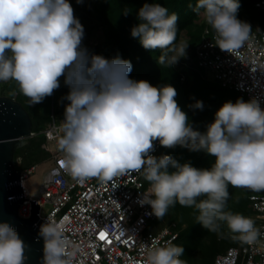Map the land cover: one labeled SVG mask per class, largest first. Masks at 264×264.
<instances>
[{"label":"clouds","instance_id":"9594fccd","mask_svg":"<svg viewBox=\"0 0 264 264\" xmlns=\"http://www.w3.org/2000/svg\"><path fill=\"white\" fill-rule=\"evenodd\" d=\"M239 4L240 0H196L190 7L197 13L203 9L215 30V44L233 52L253 36L250 22L236 15ZM137 16L139 23L131 27V35L146 49L159 48L160 64H174L186 55L188 43L175 42L176 12L155 0H144ZM83 35L84 26L70 0H0V80H16L31 103L59 87L61 75L69 85L66 99L70 102L65 105L57 140L63 153L61 167L74 178L101 181L138 171L149 182L139 203L151 205L158 218L179 202L194 205L199 210L197 221L220 235H224L221 222L235 234L233 239L242 242L252 243L264 234L253 217L225 210L230 184L264 190L260 102L255 97L226 100L206 130L200 131L188 122L173 85L156 86L130 77L129 59L90 54L81 45ZM189 106L202 109L204 104L196 99ZM157 138L168 147L203 149L215 160L211 167H196L170 154H149ZM66 221L67 217L47 218L40 225L42 264H73L75 247L68 249ZM24 249L14 226L0 221V264H24ZM183 252V245L165 242L150 248L143 264H188L181 259Z\"/></svg>","mask_w":264,"mask_h":264},{"label":"built area","instance_id":"2783aa9c","mask_svg":"<svg viewBox=\"0 0 264 264\" xmlns=\"http://www.w3.org/2000/svg\"><path fill=\"white\" fill-rule=\"evenodd\" d=\"M256 5L264 10V0H258ZM252 32L249 41L230 52L215 44V30L206 26L196 46L197 58L191 62L212 69L222 85L239 91L246 101L255 97L264 108V28H253ZM51 116L42 131L53 165L45 172L37 194H31L26 185L35 165L21 170L27 198L19 204V214L31 216L32 199L40 204L38 215L45 222L47 218L59 221L67 217L64 235L69 251L75 247L73 264H143L150 248L165 242L177 244V222L158 218L151 205L139 203L138 198L149 184L140 172L101 181L97 177L74 178L61 167L63 153L57 143L60 122ZM35 134L33 130L31 135ZM153 143L149 154L159 157L164 145L159 138ZM249 200L252 211L247 216L253 217L264 233V190L251 193ZM44 203L49 204L45 214ZM100 232L106 233L105 238ZM213 264H264V234L252 243L230 245L216 254Z\"/></svg>","mask_w":264,"mask_h":264},{"label":"trees","instance_id":"16d2710c","mask_svg":"<svg viewBox=\"0 0 264 264\" xmlns=\"http://www.w3.org/2000/svg\"><path fill=\"white\" fill-rule=\"evenodd\" d=\"M257 1L258 0H240L239 8L236 13L237 17L241 20L250 22L252 29L264 28V10L256 5ZM148 2L151 3L153 0H148ZM155 2L166 6L169 12L174 11L177 13V35L175 42H179L181 33L186 30L190 35V42L192 45L190 55L191 58H193V56L196 55V46L202 39L205 27H212L206 20L198 22L200 12H194L192 7H190V4L194 5L196 0H155ZM143 3L144 0H103L102 9L105 12L104 19L108 24V28H106L108 40L102 43L98 48L89 47L90 54H102L108 58L119 55L131 61L132 68L128 73L130 77L137 80L146 79L156 86L164 84L173 85L176 89L175 99L181 109L186 112L188 122L193 128L205 131L207 124L214 120V114L218 109V106L216 107L214 103L219 102L220 105H222L226 100L235 102L237 97H240L241 93L234 88L222 85L216 79L212 82L207 81L208 79L206 76H203V68L197 67L192 62H181V60H179L178 63L181 62V65H178L177 62L171 65L160 64L157 59L160 54V49H146L142 46L138 37L131 35V27L139 23L137 12ZM125 9L129 10L127 15L123 13ZM200 11H203V9ZM204 95L208 97L209 105L203 106L202 109L189 106L196 99H200ZM241 96L245 100V96ZM188 97H192L190 103L187 102ZM18 101L21 102L20 99H18ZM23 105L27 109L26 105ZM27 110L33 120V130L37 131L40 139L35 141L32 137L28 146L26 144L17 150V156L24 155L23 166L18 165L20 170L35 165L36 163L34 162L38 161L37 154H42L41 146L45 138L42 130L46 128L52 117L49 115L48 122H46L44 117H42L36 109ZM165 153L170 154L180 162L188 161L196 167H211L215 160L214 155L207 153L203 149L189 150L187 147H183L179 144L171 147L163 146L160 155ZM169 170H173L171 166H169ZM253 192L255 191L248 190L247 198H249V195ZM200 198L201 197H198L197 199ZM198 211L199 210L196 209L194 205L187 206L177 202L170 206L168 212L162 217L177 222L180 231L177 244L183 245L184 252L181 254V259H188L186 260L188 264H193L188 254H190L195 246L201 243L205 235L211 232L205 228L201 222L197 221ZM247 215L248 213L246 216ZM223 233L224 241L227 242L228 245L227 247L243 243L242 241L240 242L239 239H233V235L235 234H232L229 229L224 230ZM212 244H214V249H211V251L214 254H212V261L209 264L214 263L216 254L220 252L219 246L216 247V240H214Z\"/></svg>","mask_w":264,"mask_h":264},{"label":"rangeland","instance_id":"374dc122","mask_svg":"<svg viewBox=\"0 0 264 264\" xmlns=\"http://www.w3.org/2000/svg\"><path fill=\"white\" fill-rule=\"evenodd\" d=\"M102 2L103 0H80V2H78V0H70V3L73 7L74 15L79 18L80 22L84 26V35L82 37L81 45L83 47H86L89 53V49L91 47L98 48L102 43L108 40V36L106 33V28H108V24L104 19L105 12L102 9ZM202 20L206 19L204 17L203 11H200L198 22H202ZM180 40H184L186 43H188V46L186 48V55L181 56L177 60V64L181 65L180 63L182 61H195L197 55L191 58L190 54L192 51V45L190 42V35L189 33H187L186 30L181 33ZM179 60H181V62L178 63ZM203 74V76H206V78L208 79L207 81H214L215 78L212 69L203 68ZM58 79L60 80L59 87L55 88L50 95H46L41 101L33 104L30 102V98L20 91L18 82L14 79L0 80V95H7L13 97L16 100L20 99L21 102L26 105L27 109H36V111H38V113H40V115L44 117L46 122H48L49 115H54L58 122H60L65 118V105L70 102L66 99V94L69 92L70 88L69 85L64 82L63 75H61ZM13 91L15 92V94L9 95V93ZM240 97L243 98L241 95ZM191 100L192 97L187 98V102L190 103ZM200 100L203 101L204 106L209 105V100L207 96H202ZM214 104L216 107L218 106V108L221 106L219 102ZM32 137L35 141H38L40 139V136L38 134H29L28 136H26V139L28 140L27 146L29 145L30 139H32ZM41 149L42 154H37L38 161L34 162L36 163L35 168L29 173L26 180V185L30 189L31 194L38 193L45 172H47V170L53 165V159L50 157L45 138L43 140ZM23 157L24 155L16 156L17 165L23 166ZM29 167H25L24 170H27ZM248 190L251 189L245 187H235L230 184V195L227 199L225 210L240 212L244 215H246L247 213L251 214V203L249 198H247ZM48 208L49 204L44 203L42 206L43 214L47 212ZM221 223L222 232H224V230H227L228 228L226 223ZM214 240H216V247L219 246L220 252L228 246L227 242L224 241L223 235L211 231L209 234L205 235L201 243L195 246L191 250L190 254H188L191 257L193 264H209L212 261V254L214 253H212L211 249H214V244H212Z\"/></svg>","mask_w":264,"mask_h":264},{"label":"water","instance_id":"95a60500","mask_svg":"<svg viewBox=\"0 0 264 264\" xmlns=\"http://www.w3.org/2000/svg\"><path fill=\"white\" fill-rule=\"evenodd\" d=\"M6 54L9 50H5ZM33 131V120L24 105L7 95H0V221L9 222L25 242L24 264H42L43 237L38 215L40 204L31 200V216L19 214V204L26 199L16 162L17 150L28 143L26 136ZM29 199V198H28Z\"/></svg>","mask_w":264,"mask_h":264},{"label":"snow or ice","instance_id":"6c2138e0","mask_svg":"<svg viewBox=\"0 0 264 264\" xmlns=\"http://www.w3.org/2000/svg\"><path fill=\"white\" fill-rule=\"evenodd\" d=\"M100 236H101V238L103 239V238H105L106 233H104V232H100Z\"/></svg>","mask_w":264,"mask_h":264}]
</instances>
